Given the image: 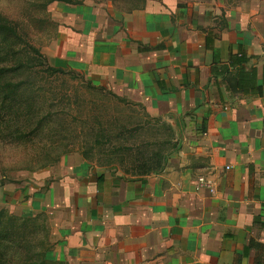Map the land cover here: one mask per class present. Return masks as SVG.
<instances>
[{"label":"crops","instance_id":"1","mask_svg":"<svg viewBox=\"0 0 264 264\" xmlns=\"http://www.w3.org/2000/svg\"><path fill=\"white\" fill-rule=\"evenodd\" d=\"M163 2L92 15L74 69L151 116L178 115L184 140L165 168L137 176L68 153L0 181V204L44 214L47 256L67 264H264V0L220 25L201 5ZM200 175L215 193L195 189Z\"/></svg>","mask_w":264,"mask_h":264},{"label":"rangeland","instance_id":"2","mask_svg":"<svg viewBox=\"0 0 264 264\" xmlns=\"http://www.w3.org/2000/svg\"><path fill=\"white\" fill-rule=\"evenodd\" d=\"M79 1L82 3L75 5L54 1L45 6L46 0H0V14L15 23L25 40L38 47L47 56L50 64L71 70L76 65L75 60L83 59L88 52L84 32L92 24V15L104 9L131 12L142 9L150 0ZM168 1L176 2L179 8L196 3L205 7L210 15L217 12L211 18L220 25L224 22L226 9L235 8L252 0ZM83 74L93 82L101 84L85 72ZM40 78L38 76V81ZM35 86L37 88L34 90L21 93L19 99L21 106L16 112L23 116L14 123L21 126V134L4 138L0 134L2 183L25 171L37 170L38 165L42 163L39 160L42 157L48 163L47 166L54 164L50 163L51 160L62 151L79 152L98 165L122 169L117 157L109 154L110 144L97 143V133L101 126L105 125L111 129L113 135L123 126L132 127L147 119L146 111L141 105L126 104L116 99L110 94V91H113L110 86L102 90L92 88L78 70L42 81L39 88L38 83ZM171 134L175 135V132L153 126L133 135L130 141L140 142L144 139L163 141ZM113 141L116 145L120 143L117 138ZM0 210H3L4 216L7 217L20 216L1 204ZM7 217L0 224L2 233L10 235L6 241H1L8 260V263L4 264H23L27 260L38 258L36 255L38 248H43L39 243L41 240H45V247L51 250L50 233L47 234V230L43 228L45 225L49 230L44 214L26 216L35 219L29 222L7 220Z\"/></svg>","mask_w":264,"mask_h":264},{"label":"trees","instance_id":"3","mask_svg":"<svg viewBox=\"0 0 264 264\" xmlns=\"http://www.w3.org/2000/svg\"><path fill=\"white\" fill-rule=\"evenodd\" d=\"M54 1H64L69 4H81L79 0H46L45 6ZM230 64L232 66L244 65L247 61L246 55L240 51L239 54L230 53ZM76 69L67 70L62 66H55L49 63L47 56L35 45L25 40L23 35L19 32L15 23L9 21L0 14V134L1 137L14 136V134H21L22 128L19 123H14L22 119L23 115H19L16 110L20 108L21 93L27 90H34L38 83V88L42 81L53 79L57 75L74 73ZM88 84L92 88L102 90L104 86L94 84L87 78L82 71H79ZM38 76L41 77L38 81ZM40 82V83H39ZM259 92L262 91V86L259 85ZM110 94L116 99L126 104H139L146 111L145 107L138 102L131 101L125 97L110 91ZM39 113V112H38ZM147 119L136 123L132 127L123 126L119 128L117 133L112 135L110 128L105 125L101 126L97 133V143L105 145L109 143V154L116 156L118 162L121 164L124 173L143 176L147 174L158 173L162 171L167 165L169 155L177 147L175 135H172L163 141L144 139L140 142L130 141L133 135L138 134L141 130L153 128H163L172 131L170 124L162 121L161 117L151 116L146 111ZM42 118V117H41ZM40 121V127H41ZM14 123V124H13ZM38 127V128H40ZM155 129V128H154ZM39 130V129H38ZM174 131V130H173ZM173 133V132H172ZM127 135L131 137H127ZM0 137V138H1ZM114 138L120 140L118 145L115 144ZM102 140V141H100ZM69 151H62L57 157L51 160L50 163H57L64 154ZM40 158L38 169L47 166V162ZM129 163V165H127ZM4 211L0 210V224L6 220ZM7 220H15L20 222L35 221L32 217L9 215ZM45 221V219H44ZM40 225H38L39 227ZM1 227V226H0ZM43 228L49 230L44 225ZM9 234L4 235L0 228V264L8 263L5 256V251L1 241L7 240ZM43 248H38L36 255L38 258L25 261L23 264H67L62 260H54L47 257L50 250L45 247L46 241L39 242Z\"/></svg>","mask_w":264,"mask_h":264},{"label":"water","instance_id":"4","mask_svg":"<svg viewBox=\"0 0 264 264\" xmlns=\"http://www.w3.org/2000/svg\"><path fill=\"white\" fill-rule=\"evenodd\" d=\"M162 121L171 125L172 129L175 132V138L179 142V146L184 140V133L181 127L180 119L177 114L169 113L162 117Z\"/></svg>","mask_w":264,"mask_h":264},{"label":"built area","instance_id":"5","mask_svg":"<svg viewBox=\"0 0 264 264\" xmlns=\"http://www.w3.org/2000/svg\"><path fill=\"white\" fill-rule=\"evenodd\" d=\"M227 168L229 167L227 166ZM195 189H207L210 193L213 194L217 190L216 181L211 176L200 175L195 180Z\"/></svg>","mask_w":264,"mask_h":264}]
</instances>
